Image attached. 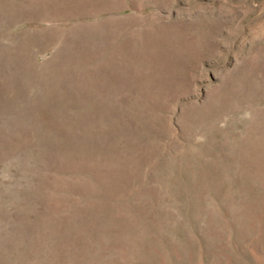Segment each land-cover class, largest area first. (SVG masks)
<instances>
[{
	"label": "rangeland",
	"instance_id": "rangeland-1",
	"mask_svg": "<svg viewBox=\"0 0 264 264\" xmlns=\"http://www.w3.org/2000/svg\"><path fill=\"white\" fill-rule=\"evenodd\" d=\"M0 264H264V0H0Z\"/></svg>",
	"mask_w": 264,
	"mask_h": 264
}]
</instances>
